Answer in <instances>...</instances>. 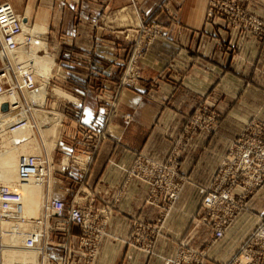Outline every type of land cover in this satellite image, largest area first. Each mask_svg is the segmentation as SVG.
Here are the masks:
<instances>
[{"label": "crops", "instance_id": "crops-1", "mask_svg": "<svg viewBox=\"0 0 264 264\" xmlns=\"http://www.w3.org/2000/svg\"><path fill=\"white\" fill-rule=\"evenodd\" d=\"M242 1L264 20V0ZM208 2H23V11L36 12L35 20L47 23L51 43L56 46L63 39L64 48L70 49H63L59 57L60 73L68 78L53 81L77 102L49 101L61 122L48 127V153L59 174L53 182L56 195L69 205L77 199L82 205L91 203L98 212H110L95 264H164L163 257H174L181 242L204 249L212 230L200 222L202 191L212 183L228 145L245 124L264 121V37L210 22ZM43 10L48 11L44 18ZM142 24L157 26L161 34L139 58L140 83L123 89L108 135L102 138L93 123L101 104L118 89L121 73L133 56L134 43L124 35L135 36L138 32L133 28ZM201 105L215 109L221 125L214 134L197 133L184 150L180 168L188 182L153 253L145 252L129 243L134 223L156 225L162 207L148 202L147 183L127 180L120 166L139 154L166 160L188 116ZM247 205L225 237L209 250L204 264H224L241 252L264 213V187ZM59 224L65 225L64 234L54 237L50 232L47 250L65 255L69 251L64 245L78 241L80 228ZM71 264H85V260L72 256Z\"/></svg>", "mask_w": 264, "mask_h": 264}, {"label": "built area", "instance_id": "built-area-1", "mask_svg": "<svg viewBox=\"0 0 264 264\" xmlns=\"http://www.w3.org/2000/svg\"><path fill=\"white\" fill-rule=\"evenodd\" d=\"M20 19L22 20L8 1L0 0V92H8L15 83H20V87L25 86L28 89L35 87L33 79L24 77L28 72L24 71L13 57L16 47L14 38L24 31ZM208 20L214 23L222 22L226 27L234 29H257L260 36L264 33V22L251 15L241 0H210ZM145 30L151 34L152 39H149V42L152 43L158 36L159 29L152 26ZM58 64L60 69L62 64ZM137 68L135 64L131 66L124 78L123 87L138 86L141 75ZM10 69L15 75L13 83L8 74ZM56 77L67 79L68 75L58 74ZM116 105L113 103L110 108L106 107L107 110L100 112L99 118L101 115L111 114L113 109L116 111ZM220 123L221 117L215 109L201 105L188 116L185 122L187 126L183 127L166 160L158 161L139 154L130 164L120 166L127 173V180L137 178L147 183L148 202L162 207L160 220L156 225L134 223L130 234L133 245L147 252L153 251L158 233L163 230L164 222L170 216L169 212L174 209L188 182L187 176L181 171L180 162L184 150L191 142L190 134L197 127L215 133L214 130ZM97 124L98 121L95 123L96 127ZM49 165L51 167L50 161ZM263 187L264 121L252 120L245 124L239 135L230 142L212 183L202 191L200 222L212 230V236L205 248H194L183 242L174 257H163L164 264H204L209 258V250L225 237L229 228L247 208L248 200ZM49 208L52 212L47 220L54 218L68 227L75 224L81 229L79 241L74 249L72 242L65 244L63 248L83 256L86 264H94L99 254L100 241L107 233L109 212H98L91 203L68 205L58 198H50ZM101 214H104L103 218ZM247 242L241 252L225 264H264V216ZM37 244L38 241L35 244L34 241L31 242L32 246ZM59 259L62 264L71 263V258L66 255L59 256Z\"/></svg>", "mask_w": 264, "mask_h": 264}, {"label": "bare ground", "instance_id": "bare-ground-1", "mask_svg": "<svg viewBox=\"0 0 264 264\" xmlns=\"http://www.w3.org/2000/svg\"><path fill=\"white\" fill-rule=\"evenodd\" d=\"M12 8L22 18V20H20L23 22L24 28V31L14 38L16 47L14 48L13 57L22 69L28 72V75L24 77L33 79L35 87L33 89H28L25 86L20 87V83H15L8 92H0V135L4 134L1 132V129H3L2 126L5 124L3 130L5 133L8 131L12 133L11 139L9 138V140L15 146L13 150H9L8 148L10 147H8L4 151L3 149L5 146L1 144L2 141L0 143V179H18L19 183L23 184L18 186L14 182L17 187L15 186L13 188L11 186L12 184L9 183V185L6 181V184H3V182L0 183V216L2 219L9 218V221H4L0 218V238H2L0 239V264H46L47 258L44 252H46L45 247L47 246L48 240H50V232L52 234L51 236H56L58 233L63 235L66 227L63 224H59L54 218L47 220L48 215L52 212V209L49 208L50 198H58L64 201L65 199L60 195L50 193L52 182H54L56 176L59 177V174L54 169L48 153L49 149L47 150L45 148V141L48 138L46 140L43 138L44 132L42 129L44 125L48 123H60L61 119L57 113L44 110L39 116L37 114V123L35 121V123L29 121L27 117H20L9 125L4 122L8 119L11 122L13 118H17L20 115L22 107L24 106V101L28 104L30 101L34 100V103H30L28 107L42 104L41 101H43L46 96L50 76L48 69L49 66L51 69L53 68L51 64L54 63V60L52 57H47L45 55V51L48 47H46L47 43H45L44 39H41L47 32L45 31V26L37 23L34 27H29V22H26V18L28 17H23L19 14L13 5ZM26 34L31 35L26 36ZM27 37H36L38 39L32 40L30 38L31 42H34V44H29L26 50L24 47L28 41ZM8 74L13 83L15 79L13 70L10 69ZM36 75H40L42 78L41 83L37 80V77H35ZM19 92L22 94H19ZM58 93L65 95L62 91H58ZM21 95L24 96V100ZM68 97H70V95H68ZM4 100H6V102L8 100L7 104L10 107L9 111H3V109H7V104L3 103L5 102ZM2 103L4 104L3 109H1ZM31 112L32 114L36 113L33 107H31ZM38 138H40V141ZM35 139L39 141L37 146L40 144L44 146L45 153L42 152L41 155L23 156L24 146L21 149L22 144L26 145L27 143H32L31 140ZM9 140L7 141L9 142ZM46 182L50 185V188L48 186V192L46 191ZM73 203L80 204L77 199H75ZM17 207H22L21 213L23 214L16 210L18 209ZM34 215L39 216L35 218ZM21 219L23 221H21ZM30 222H34V226L31 228ZM33 241L34 244L38 241V244L32 246L31 242ZM38 250L41 257L38 256ZM38 257H40V259L42 258L41 261L38 260ZM44 257L46 259H44ZM52 259L57 261V264H62V260L59 259V256L53 255ZM16 261L18 262L16 263Z\"/></svg>", "mask_w": 264, "mask_h": 264}, {"label": "rangeland", "instance_id": "rangeland-1", "mask_svg": "<svg viewBox=\"0 0 264 264\" xmlns=\"http://www.w3.org/2000/svg\"><path fill=\"white\" fill-rule=\"evenodd\" d=\"M6 1H8L9 3H11L13 6H14V8L18 11V13L19 14H21L23 17H28V18H26V22H29L28 24H29V27H34L37 23H39V24H43L44 26H45V31H47L46 32V34H45V36L43 35L42 36V38L41 39H44V41H45V43H47L46 45V47H48L47 49H46V51H45V55L47 56V57H52L53 58V60H54V63L53 64H51V66L53 67L52 69H51V67L49 66V73H50V76H49V80H48V86H47V92H46V96H45V98L43 99V101H41L42 102V104H40V105H31L30 107H28L29 106V104L30 103H34L33 101H30L28 104H26L25 103V101H24V106L22 107V110H21V113H20V115L17 117V118H13L12 120H11V122L9 121V119L8 120H6V122H4V123H6L7 125H9L10 123H12V122H14V121H16V120H18V118H25V117H27V118H29V121H31V122H33V123H37V114H38V116H39V114L42 112V111H51V112H54V113H57L58 115H59V113L58 112H55L56 110L54 109V108H52L51 106H49L48 105V103H49V101L50 100H61V101H65V102H67V101H72V102H77V100L75 99V97L72 95V94H70V92H68V91H65V90H63L61 87H58L57 86V84H55V82L53 81L54 79H56V76H58V74H60V75H63L62 73H60L61 71H60V69H58V63H59V57L61 56V53H62V51H63V49H65L67 52L70 50L68 47H66V48H64L65 47V45L63 44L64 43V41H63V39H59L58 40V43H57V45L56 46H54L53 45V43H51V41H50V28L48 27V25H47V23H45V22H42V21H37V20H35V18L34 17H36V12H31V11H28V12H25V11H23V9H22V7H23V2L25 1V0H6ZM240 1V0H239ZM242 1V0H241ZM242 3L245 5V7L247 8V3L246 2H243L242 1ZM209 6H210V0H209V2H208V10H209ZM208 10H207V19H208ZM247 10H248V8H247ZM43 12H44V15H43V18H44V16H45V13H47L48 11H46V10H43ZM248 12H250V14L251 15H253V16H255V17H257L255 14H253L251 11H249L248 10ZM42 14V13H41ZM174 15L172 14V13H170V17H173ZM32 17H33V19H32ZM173 18H175V17H173ZM257 18H259V17H257ZM261 19V18H260ZM262 20V19H261ZM263 22H264V20H262ZM219 22V21H218ZM215 24H223L222 22H219V23H215ZM154 26V25H153ZM223 26H225L224 24H223ZM148 27H152V26H146V25H139L138 27H136V28H133V29H135L136 30V32H138V33H135L136 35L135 36H133V34H130L129 36H127L126 37V33H125V35H124V39L125 38H127L128 39V42H131V43H134V44H131L132 45V49H133V56H132V58H131V60H130V62H129V64L126 66V68L122 71V73H121V76H120V81H119V84H118V89L115 91V93H114V95H113V97L111 98V100L109 101V102H107L106 104H101V106H100V111L99 112H105L106 110H107V108L106 107H108V108H110L111 107V105L113 104V103H116L117 105H116V107L118 108V100H120V97H121V94H122V92H123V89L124 88H132V87H129V86H124L123 87V81H124V78H125V76H126V74H127V72L129 71V69L131 68V66L133 65V64H135L136 65V67L138 66L137 65V63H138V60H139V58L146 52V50H147V48L149 47V45H151V43L149 42V39H152V36H151V34L148 32V31H146L145 30V28H148ZM155 27H157V26H155ZM226 27V26H225ZM158 28V27H157ZM159 29V28H158ZM226 29H234V28H229V27H226ZM123 30H126V29H123ZM234 30H240V31H242V32H245V33H250V34H253V35H255V36H258V37H264V33L262 34V36H260V34H258V32H257V29H246V30H243V29H234ZM256 30V31H255ZM158 32H159V34L158 35H160L161 34V31H160V29L158 30ZM29 36V35H31V34H26V36ZM147 36V37H146ZM26 38V37H25ZM28 39V41L30 40V38L33 40H37L38 38H36V37H27ZM155 39V38H154ZM27 41V43L25 44V47H24V49H28V45L29 44H34V42L32 43L31 42V40L28 42ZM147 42V43H146ZM149 42V43H148ZM153 42V41H152ZM50 54H52V55H50ZM43 55V54H42ZM58 57V58H57ZM88 57H89V59H94V56L90 53V54H88ZM137 58V59H136ZM136 59V61H135V63L133 62L134 60ZM45 60V59H44ZM138 69V68H137ZM139 71V70H138ZM52 72V73H51ZM139 74H140V71H139ZM141 75V74H140ZM35 77H37V80L41 83V80H42V74H41V77H40V75L38 76V75H36ZM62 78V77H61ZM44 79V78H43ZM140 80L141 79H139V82H138V84L140 83ZM56 91V92H55ZM58 91H62V92H64L65 93V95L64 94H59L58 93ZM19 94H22L21 92H19ZM68 95H70V97H68ZM21 97H22V99L24 100L25 98H24V96L23 95H21ZM5 102H3L4 104L6 103L7 104V102H8V100H7V102H6V100H4ZM1 104V109H3V105L4 104ZM44 104H45V106H44ZM76 104V103H75ZM31 107H33V109H35V114H32V112H31ZM28 108V109H27ZM79 108V107H78ZM117 108H116V111H115V109H113L112 110V113L111 114H109V115H106V116H102L101 115V118H99L98 117V120H96L94 123H93V128L100 134V136L102 137V138H104V137H106L107 135H108V125L110 124V122H111V118H112V116H114L115 115V113H117ZM10 110V107H9V105L7 104V109L6 110H4L3 109V111H9ZM40 110V111H39ZM23 111V112H22ZM75 112V111H74ZM60 116V115H59ZM36 119V120H35ZM35 121V122H34ZM61 121V120H60ZM98 121V124H97V127L95 126V123ZM100 122V123H99ZM57 124V123H56ZM5 125V124H4ZM4 125L2 126V128L4 129ZM52 125H54V124H50V123H48V124H46V125H44V127H43V129H42V131L44 132L43 134V138L46 140L47 139V135H48V127H50V126H52ZM220 125H221V123L219 124V127H220ZM185 126H187L186 124H184V127ZM219 127L218 128H216L214 131H215V133L219 130ZM3 129H1V132H3L4 134H2V135H0V143H1V141H2V143L1 144H3L4 146H5V148L3 149L4 151H5V149H7L8 147H10V148H8L9 150H13L14 149V144L12 143V142H10V140H9V138L11 139V136H12V133L11 132H4V130ZM3 130V131H2ZM52 130V129H51ZM55 131V133H57V130L55 129L54 130ZM50 132V131H49ZM201 132H203V133H209L210 131H208V130H206V129H204V128H200V127H197L196 128V130H194L193 132H192V134H190V135H192V137H190L191 138V140H192V138L197 134V133H201ZM211 133H214L213 131L211 132ZM210 133V134H211ZM45 134H46V136H45ZM7 137V138H6ZM46 137V138H45ZM3 140H4V142H3ZM7 140H9V142L7 141ZM38 140L40 141V138H38ZM5 141H6V143H5ZM32 141V143L30 142V143H27L26 145L24 144H22V146H21V149H22V147L24 148V153H23V156H25V155H35V154H37V155H41V153L42 152H44L45 151V148L48 150L49 148H48V142L50 141L49 139H47L46 141H45V148H44V146L42 145V144H40L39 146H37V143L39 142V141H37L36 139L35 140H31ZM5 143V144H4ZM0 144V145H1ZM39 144V143H38ZM47 145V146H46ZM7 146V147H6ZM13 146V147H12ZM1 150V149H0ZM48 152H49V150H48ZM38 153H40V154H38ZM45 153V152H44ZM56 177H58V176H56ZM9 180H11V181H9ZM5 181L9 184H12L11 186L14 188L16 185H18V186H20V185H23V184H21V183H19V181H18V179H7V180H4V179H0V183H2L3 182V184H6L5 183ZM18 181V182H17ZM16 183V185H15V183ZM51 182V181H50ZM47 183V182H46ZM9 184V185H10ZM53 182H52V187H51V191H50V193L51 194H54L55 193V191H54V186H53ZM48 186H49V188H50V185H49V183H47L46 184V191L48 192V190H49V188H48ZM17 187V186H16ZM186 187V186H185ZM185 187H184V189H185ZM42 191H43V189H42ZM46 192V193H47ZM183 193V192H182ZM177 203H178V201H177ZM177 203H176V205H177ZM176 205H175V207H176ZM174 207V208H175ZM18 209H16L18 212H20L21 213V211H22V207H17ZM171 210V209H170ZM170 210H168V211H170ZM174 210V209H173ZM173 210H171V212H169L170 214H168V215H171L172 214V212H173ZM201 210V209H200ZM110 213V212H109ZM201 213V212H200ZM21 214H23V213H21ZM41 214V213H40ZM26 216H28V215H26ZM35 216V218L37 217V216H39V215H34ZM101 216V218H103V216H104V214H101L100 215ZM264 216V213H263V215L261 216V218ZM0 218H1V216H0ZM28 218V217H27ZM8 219V220H7ZM7 219H2L1 218V220H4V221H9V218H7ZM200 219H201V217H200ZM10 220H11V218H10ZM167 220V219H166ZM165 220V221H166ZM21 221H23L22 219H21ZM26 222V221H25ZM33 223V224H32ZM109 224V223H108ZM164 224H165V222H164ZM34 226V222H30V228L31 227H33ZM71 226H77V225H75V224H70V227ZM77 227H79V226H77ZM80 228V227H79ZM230 229V228H229ZM164 231L163 230H161L159 233H158V235L160 234V233H163ZM80 235H81V229H80ZM79 235V236H80ZM212 235V234H211ZM66 236V235H65ZM79 236H78V241H79ZM55 237V236H54ZM105 237H106V235L101 239V241H100V245H101V243L104 241V239H105ZM65 238V237H64ZM0 239H2V238H0ZM223 239V238H222ZM221 239V240H222ZM78 241L77 242H73V246H72V248L73 247H75L76 245H77V243H78ZM131 242V240H130V238H129V243ZM132 243V242H131ZM181 243H183V242H181ZM133 244V243H132ZM100 245H99V251H100ZM182 245V244H181ZM39 248H41V247H39ZM74 249V248H73ZM45 250H46V252H44V255H45V257L47 258H45L44 257V259H46L47 261H46V264H57V261H55V260H53L52 259V256L53 255H56V256H63L62 254H58V253H49L50 252V250H47V246L45 247ZM44 250V251H45ZM69 252L68 253H70L71 255L69 256V254L67 253V254H65L66 256H68V257H70L71 258V261H72V256H75V257H82L84 260H85V264H86V259L83 257V256H81V255H79V254H76V253H73L72 252V250L71 249H69L68 250ZM143 251H145V250H143ZM145 252H147V251H145ZM38 253H39V250H38ZM149 253V252H148ZM151 254L153 253V251L152 252H150ZM47 254V255H46ZM50 254H51V256H50ZM239 254V253H238ZM237 255V254H236ZM235 255V256H236ZM38 256H40L41 257V255H40V253L38 254ZM40 257H38V260L39 261H41V259H40ZM98 257V256H97ZM49 258V259H48ZM97 259V258H96ZM96 259H95V261H96ZM231 260V259H230ZM19 261V260H18ZM18 261H16V263L18 262ZM226 263V262H225ZM224 263V264H225ZM71 264V263H70ZM94 264H95V262H94Z\"/></svg>", "mask_w": 264, "mask_h": 264}, {"label": "water", "instance_id": "water-1", "mask_svg": "<svg viewBox=\"0 0 264 264\" xmlns=\"http://www.w3.org/2000/svg\"><path fill=\"white\" fill-rule=\"evenodd\" d=\"M6 107V106H5Z\"/></svg>", "mask_w": 264, "mask_h": 264}]
</instances>
